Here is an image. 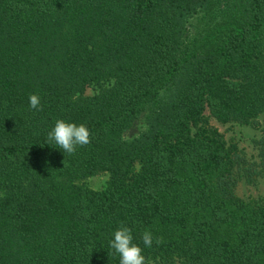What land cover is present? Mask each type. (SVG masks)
<instances>
[{"label":"trees","instance_id":"obj_1","mask_svg":"<svg viewBox=\"0 0 264 264\" xmlns=\"http://www.w3.org/2000/svg\"><path fill=\"white\" fill-rule=\"evenodd\" d=\"M263 112L264 0H0V264H119L121 224L147 264H264V132L249 162L209 124Z\"/></svg>","mask_w":264,"mask_h":264},{"label":"clouds","instance_id":"obj_2","mask_svg":"<svg viewBox=\"0 0 264 264\" xmlns=\"http://www.w3.org/2000/svg\"><path fill=\"white\" fill-rule=\"evenodd\" d=\"M29 105L34 110H43L38 94L29 96ZM47 141L49 144L55 143L64 153L72 155L75 154L78 147L91 143V132L85 124L78 125L64 119H58L48 133ZM142 242L147 248L153 246L154 237L150 230L145 229L142 234ZM155 243H162V239H156ZM110 247L119 256V264H147L143 254L144 250L134 243L132 229L123 224L114 231Z\"/></svg>","mask_w":264,"mask_h":264},{"label":"rangeland","instance_id":"obj_3","mask_svg":"<svg viewBox=\"0 0 264 264\" xmlns=\"http://www.w3.org/2000/svg\"><path fill=\"white\" fill-rule=\"evenodd\" d=\"M206 20L194 17L188 23L189 32H200ZM94 91L87 88L85 94L91 95ZM207 114V112H206ZM259 125L252 126L236 122H219L209 117V124L216 127L222 133L227 143H236L239 153L249 162L257 161L256 141L264 132V112L259 116ZM108 175L101 173L93 175L84 180L85 184L94 190H101L106 184ZM236 194L242 198L264 197V179L258 178L254 183L248 184L244 180L237 183Z\"/></svg>","mask_w":264,"mask_h":264}]
</instances>
